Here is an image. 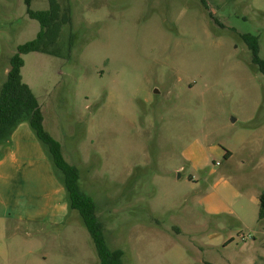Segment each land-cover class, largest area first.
<instances>
[{
	"label": "rangeland",
	"instance_id": "1",
	"mask_svg": "<svg viewBox=\"0 0 264 264\" xmlns=\"http://www.w3.org/2000/svg\"><path fill=\"white\" fill-rule=\"evenodd\" d=\"M57 1L59 55H25L23 79L108 245L125 264H264V73L243 38L264 60V0ZM40 28L24 0L0 8L2 69ZM76 214L11 264H101Z\"/></svg>",
	"mask_w": 264,
	"mask_h": 264
},
{
	"label": "crops",
	"instance_id": "2",
	"mask_svg": "<svg viewBox=\"0 0 264 264\" xmlns=\"http://www.w3.org/2000/svg\"><path fill=\"white\" fill-rule=\"evenodd\" d=\"M12 7L13 0H0V8ZM4 55L0 36V88L10 70L11 56L2 69ZM76 211L70 208L67 188L45 146L30 122H21L0 158V264H11L13 244L24 238H42L48 230L53 236L69 219L76 220ZM208 211L220 213L214 204ZM42 254V261H47L46 253Z\"/></svg>",
	"mask_w": 264,
	"mask_h": 264
},
{
	"label": "trees",
	"instance_id": "3",
	"mask_svg": "<svg viewBox=\"0 0 264 264\" xmlns=\"http://www.w3.org/2000/svg\"><path fill=\"white\" fill-rule=\"evenodd\" d=\"M24 1L29 17L38 20L41 28L34 39L20 44L17 51L10 57V70L6 81L0 88V158L3 147L10 142L17 126L23 121H29L45 146L55 168L61 171L60 176L68 191L70 208L79 211L84 224L89 229L95 241L101 264H125V251L121 248L112 249L108 245L104 236L103 225L97 215V205L81 188L80 168L65 159L62 144L46 130L39 99L30 85L23 79L24 55L31 52L59 55L54 45L60 36L62 25L64 23L70 24L71 17L69 14H62L61 6L57 0H50V8L46 10H34L32 0ZM243 38L252 51L253 62L264 73V60L259 56L258 36L246 33ZM229 154L231 151L227 150L226 156ZM260 200L259 215L260 219H263L264 192L261 194Z\"/></svg>",
	"mask_w": 264,
	"mask_h": 264
}]
</instances>
